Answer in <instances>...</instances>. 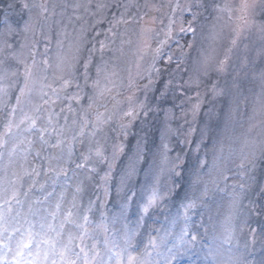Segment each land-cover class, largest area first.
Returning <instances> with one entry per match:
<instances>
[{"label":"clouds","instance_id":"clouds-1","mask_svg":"<svg viewBox=\"0 0 264 264\" xmlns=\"http://www.w3.org/2000/svg\"><path fill=\"white\" fill-rule=\"evenodd\" d=\"M0 264H264V0H0Z\"/></svg>","mask_w":264,"mask_h":264}]
</instances>
